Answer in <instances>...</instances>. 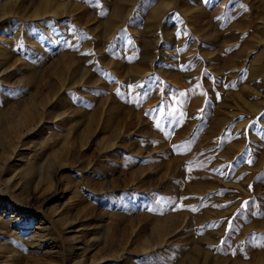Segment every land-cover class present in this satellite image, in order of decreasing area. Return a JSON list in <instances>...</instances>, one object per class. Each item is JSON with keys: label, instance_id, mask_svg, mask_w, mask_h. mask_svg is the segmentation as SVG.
<instances>
[{"label": "rangeland", "instance_id": "obj_1", "mask_svg": "<svg viewBox=\"0 0 264 264\" xmlns=\"http://www.w3.org/2000/svg\"><path fill=\"white\" fill-rule=\"evenodd\" d=\"M0 174V264H264V0H0Z\"/></svg>", "mask_w": 264, "mask_h": 264}, {"label": "snow or ice", "instance_id": "obj_2", "mask_svg": "<svg viewBox=\"0 0 264 264\" xmlns=\"http://www.w3.org/2000/svg\"><path fill=\"white\" fill-rule=\"evenodd\" d=\"M248 163H252V161L249 160ZM249 188H251V185H249ZM248 203H249L248 201H245L244 204H243L241 207H242V208H243V207H246V206L248 205ZM181 207H183V206L181 205ZM173 210H175V209H173ZM253 215H255V213H253ZM229 227H232V223H231V221H229ZM226 234H227V230H226ZM222 242H223V241H222Z\"/></svg>", "mask_w": 264, "mask_h": 264}, {"label": "bare ground", "instance_id": "obj_3", "mask_svg": "<svg viewBox=\"0 0 264 264\" xmlns=\"http://www.w3.org/2000/svg\"><path fill=\"white\" fill-rule=\"evenodd\" d=\"M8 173H9V172H8ZM3 174H4V173H3ZM5 175H6V173H5ZM0 176H1V174H0ZM11 179H12V178H11ZM9 180H10V179H9ZM8 182H9V181H8ZM4 184H5V183H4ZM6 184H8L7 181H6ZM9 184H10V183H9ZM5 186H6V185H5ZM162 226H163V225H162ZM157 227H158V226H157ZM160 231H161V230H160ZM156 232H157V231H156ZM163 232H165V230L163 231V228H162V233H163ZM157 234H158V233H157ZM158 235H159V234H158ZM161 236H162V235H161Z\"/></svg>", "mask_w": 264, "mask_h": 264}]
</instances>
